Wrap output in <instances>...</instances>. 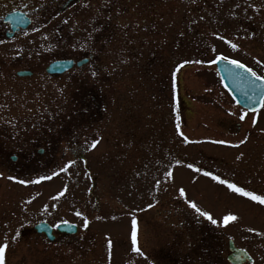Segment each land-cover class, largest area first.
Here are the masks:
<instances>
[{
	"label": "rangeland",
	"instance_id": "obj_1",
	"mask_svg": "<svg viewBox=\"0 0 264 264\" xmlns=\"http://www.w3.org/2000/svg\"><path fill=\"white\" fill-rule=\"evenodd\" d=\"M122 4L127 23L112 16L106 50L112 80L104 93L108 97L111 92L116 103L96 131L82 134L77 149L84 150L88 168L78 155L66 153L47 171L51 179L32 177L20 184L15 175L0 170V242L9 243L6 264H197L187 261L186 254L198 250L205 234L207 243L223 244L225 259L228 240L235 242L238 228H264L249 214L259 210L257 205L204 175L208 171L235 183V165L263 163L264 109L241 121L245 110L208 61L223 54L264 75V0H95L94 8L106 12L109 5ZM139 100L145 109L159 110L152 134V110L144 113L148 132L141 141L135 126ZM154 131L160 132L158 150ZM247 137L239 149L245 155L256 149L254 154L235 157L233 145ZM187 200L220 223L200 217ZM229 213L237 220L224 226L222 217ZM41 219L55 225L73 222L79 229L50 241L35 233L34 224ZM133 219L140 253L132 246Z\"/></svg>",
	"mask_w": 264,
	"mask_h": 264
},
{
	"label": "flooded vegetation",
	"instance_id": "obj_2",
	"mask_svg": "<svg viewBox=\"0 0 264 264\" xmlns=\"http://www.w3.org/2000/svg\"><path fill=\"white\" fill-rule=\"evenodd\" d=\"M94 2L0 0V170L19 180L46 177L58 155L62 158L66 153L78 155L88 168L84 150L77 153L82 134L96 131L116 103L111 92L108 97L104 93L105 83L112 80L106 50L112 40V16L126 24L127 7L109 5L105 12L94 8ZM136 107V139L141 141L144 130L148 132L142 117L152 108L145 109L140 100ZM157 117L159 110L154 107L148 119L151 134ZM153 134L158 150L160 132ZM235 145V157L250 158L256 150L245 155L239 149L241 143ZM235 183L264 195V159L263 163L235 165ZM251 204L259 209L249 213L252 220L264 226V205ZM252 225L235 232V264H264V228ZM65 236L54 229L51 241ZM204 236L198 250L186 254L187 261L233 264L228 260L230 250L222 259L223 244L207 243Z\"/></svg>",
	"mask_w": 264,
	"mask_h": 264
},
{
	"label": "snow or ice",
	"instance_id": "obj_3",
	"mask_svg": "<svg viewBox=\"0 0 264 264\" xmlns=\"http://www.w3.org/2000/svg\"><path fill=\"white\" fill-rule=\"evenodd\" d=\"M228 43L231 45V47L233 49H236L238 47L237 44L232 43L231 41H229ZM225 61L227 62L228 65H232L235 67L236 77L238 79L240 78L239 70H241V69H243L244 72L247 73L252 78L251 83H250V87L253 89V96H256V95L259 96V100L256 101V103L259 104V108L252 107L251 111L253 113H257L260 109H264V75L257 74V72L253 71L252 68L247 67L240 60L230 59L228 56L223 55V54L216 55L215 58L209 60L208 63L209 64H216L218 62H225ZM184 63H189V61H185ZM195 63L200 64V63H203V61L197 60V61H195ZM182 67H183V64L178 65L177 70H179V68H182ZM226 70L230 73L232 72L231 68H227ZM93 75H95V73H93ZM173 78H175V72L173 73ZM257 82H260V83L257 84ZM225 87H228V86L225 85ZM245 97H246V102H247V99H249L247 93H245ZM236 103L239 104L240 101H236ZM247 115H248V112H247V110H245V111L241 112L239 119L241 121H243ZM256 122H257V120H256V117L254 116L252 123L255 124ZM177 130H179L178 124H177ZM180 135L183 137L185 142H188V137L184 136L183 132H180ZM245 142H246V138H245V140L240 141L241 144L245 143ZM97 143H98V141H94L92 143V147L95 148L97 146ZM212 143L223 145V144H227L229 142L226 140H215V141H212ZM233 146L235 147L236 145H233ZM177 163H179V161H177ZM187 167L191 169L193 167V165L188 164ZM61 170L63 171L64 169H61ZM196 171L199 172V171H201V169L197 168ZM53 174L55 175V173H53ZM166 175L172 176V173L168 172V173H166ZM204 175L210 176L213 180L219 182L222 185H226V187L229 190H231V192L239 194L241 197H247L251 201L258 203L259 205H264V195H258L255 191L247 190L245 187L238 186L236 183L230 182L229 180L221 179L220 176L213 175V173H211V172L205 171ZM40 179H51V177H41ZM18 182L20 184L27 183V181H25V180H19ZM179 193H180L181 197L185 196V190L183 188L179 189ZM60 195H63V192H61ZM187 205L189 208L193 209L195 213L199 214L200 217H203V218L207 219L208 221H210L211 224L217 225L218 223H220L217 219L213 218L212 214L209 211H205L201 207H199L195 201L187 200ZM149 207H152V205H149ZM76 215L81 216L82 214L80 212H76ZM235 220H237V216L234 214H231V213L224 215L222 217V223L224 226H227L230 221H235ZM64 223L67 224L68 222L64 221ZM84 223H85V226H87L88 222H87L86 217L84 219ZM57 227H59V225H57ZM249 231H255V230L249 229ZM17 236H19V233H16V236H14L13 239H16ZM131 241H132L133 249L136 252L140 253L141 250L139 247H137V222L135 219H133V221H132ZM8 247H9V243H8L7 239H5L3 242H0V264H6V251H7ZM108 247H109V249H111V247H112L111 240L108 241ZM141 254H143V253H141Z\"/></svg>",
	"mask_w": 264,
	"mask_h": 264
},
{
	"label": "water",
	"instance_id": "obj_4",
	"mask_svg": "<svg viewBox=\"0 0 264 264\" xmlns=\"http://www.w3.org/2000/svg\"><path fill=\"white\" fill-rule=\"evenodd\" d=\"M216 67L220 73L221 80L223 85H227L225 87L232 98L236 101H240V105L246 107L251 111L252 107L259 108V104L256 101L259 100V96H253V89L250 87V83L252 78L244 72L243 69L239 70L240 78L236 77V70L235 67L232 65H228L227 62H218L216 63ZM231 68L232 72H228L226 69ZM260 82H257L259 84ZM245 93L248 94L249 99H247ZM35 229L39 233H46V235L52 239L53 238V227L45 222H39L35 225ZM59 232H66V233H75L77 231V226L72 223H61L59 227H56ZM229 247L233 251V253L229 256V260L235 264V245L232 240L229 242Z\"/></svg>",
	"mask_w": 264,
	"mask_h": 264
}]
</instances>
